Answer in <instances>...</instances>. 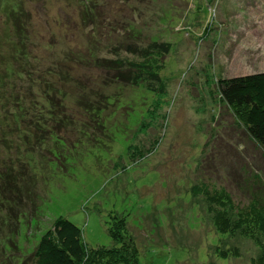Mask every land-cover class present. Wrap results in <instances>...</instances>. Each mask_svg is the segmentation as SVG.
I'll return each mask as SVG.
<instances>
[{"label":"rangeland","instance_id":"1","mask_svg":"<svg viewBox=\"0 0 264 264\" xmlns=\"http://www.w3.org/2000/svg\"><path fill=\"white\" fill-rule=\"evenodd\" d=\"M95 1L107 14L93 33L77 15L65 13L74 12L66 2L32 6L41 41L29 60L14 62L18 54L10 46L1 51L0 69H54L67 51L79 48L111 57L113 47L135 36L172 44L161 71L167 94L159 97L145 84L100 88L102 72L79 66L71 71L64 61L57 73L72 72V83L93 86L109 104L98 113L99 122L78 108L70 120L55 122L46 106L59 113L62 94L49 95L54 106H48L37 82L17 79L28 112L14 104L15 79L0 82L11 83L0 88V103L3 93L11 100L9 114L25 110L22 119L13 125L3 120L9 127L0 128V264H22L60 216L81 227L87 248L101 258L123 250L136 253L142 264H264L262 234L243 230L241 218L253 196L264 201V152L245 132L244 111L229 108L219 90L223 78L264 72V0ZM113 20L116 25H108ZM119 28L125 34L117 35ZM65 90L76 107L77 89ZM5 109L0 105L2 117L8 116ZM202 184L216 190L213 199L231 197L237 215L228 207V218L244 221L243 229L217 231L215 200L185 194ZM122 221L126 247L115 241Z\"/></svg>","mask_w":264,"mask_h":264},{"label":"trees","instance_id":"2","mask_svg":"<svg viewBox=\"0 0 264 264\" xmlns=\"http://www.w3.org/2000/svg\"><path fill=\"white\" fill-rule=\"evenodd\" d=\"M45 1L48 2L49 0H0V53L1 51H6L9 46L12 47L18 54L12 56L15 59L13 61L16 63L24 58L29 60L33 56L32 50L37 48V44L41 40H39V36H35L37 23L40 20L34 16L35 9L32 10L31 8L32 6L36 8L37 5L44 4ZM54 1L66 2L71 8L73 7L74 12L71 10L65 13L77 15L81 23L86 25L91 33H93L96 27L99 28L96 29L99 32L100 28L105 24L98 21V18L106 16L107 13L98 11L100 7L95 0ZM70 7L67 9H70ZM113 23L114 20L108 22V25H116ZM122 32L125 34L124 30L117 29V35ZM17 48L18 50H16ZM171 49L172 44L169 42L159 40L138 41L137 37L131 36L128 41L125 42L124 40L118 46L111 49V57L99 56L96 51H92L93 48H88L86 53H82L80 52L82 49L79 48L78 51H67V57L64 55L63 62H60L59 65L56 63L57 65L55 64L56 67L54 69H50L49 66L45 65L44 71H32L31 67L27 69V67L17 66L14 68L11 64H6V68L0 69V82L7 77L15 79L11 87H17L19 93H16L14 104L19 106L22 103L25 109V102L22 101L24 96L17 82V79L22 80L23 76H26L29 82H37L39 89L46 90L44 94L47 96L45 98L48 106L49 104L54 106V100L51 98L48 100L49 95L50 97H60L62 94V98H64L63 103L59 106V113H55L51 107L50 109L49 107L47 108L44 103L46 115L50 121H58L59 119L56 117L63 118L62 121L64 122L68 121L73 113L76 114L72 110L78 108L80 113H86L92 116V118H96L95 121L98 120L99 122L98 113L108 107L109 98L107 99V96L104 94L96 92L93 86L86 87L83 85V81L78 80L75 84L72 83V72L61 70L57 73L55 70L64 64L65 61L66 64L70 63L71 71L74 66H79L102 72L104 74V83L99 86L100 88L109 87L114 84L123 86L145 84L150 91L159 94V97H161L167 94L165 81L161 77V71L165 68L163 59L169 55ZM71 59L75 60L69 61ZM9 67H12V70H9ZM60 73L67 78H64L63 81L57 79L56 76H59ZM61 82H63L64 89L61 88ZM10 84V82L7 85L3 84L0 88L9 86ZM67 85L77 89L72 95V100L74 102L76 100L75 104L77 105L74 108H71L68 104L70 94L65 90ZM28 88L33 90L34 85H29ZM22 89H25V86ZM219 90L229 108L232 107L237 111L240 110L239 112L244 111L245 132L264 152V72L223 78L219 82ZM25 94L26 92L24 91ZM2 96L5 102L0 103L1 108L6 107L5 110L8 111L11 100L4 98L5 93ZM1 100L2 97H0V102ZM38 105L39 103L35 107H32L33 112ZM30 110L28 109L27 111L30 112ZM24 111L23 109L20 110L18 115H21ZM18 115L15 116L14 113L9 114V111L8 116L2 117L0 115V128L7 127V125H4L6 121L4 122L3 120H8L10 124H7L13 125L16 120L22 119ZM69 122L72 123V121ZM40 130L45 132L44 127ZM5 140L6 136L4 137ZM145 155H148V150ZM140 156L143 155L141 154ZM139 159L142 160V157H139ZM209 187L207 184H202L200 188L194 187L191 192L185 194L194 198L202 197L205 200L208 198L212 200L213 198L210 195L215 189L211 190V187ZM11 192L13 193V190ZM217 196L219 198L213 199V201L215 200L213 203L217 205V208H230V211L227 209H222L221 211L214 208L213 212L216 215L214 225L217 231L221 233H235V231L243 229L244 221L235 224L232 219L228 218L231 215L229 212L237 215V205H233L231 197L226 193ZM262 199L263 197L253 196L254 201L250 203V206L245 207L244 211L241 210L243 212L241 218L246 220V227L243 230H247L249 233L257 230V234L259 231L262 234L260 237L264 239V205L261 204L264 201L262 202ZM126 228V223L122 221L121 225L117 226V240H115L119 244L122 243L124 247L127 245L125 243ZM133 252L135 253L136 250L134 249ZM126 253L127 251L124 252L123 250L115 251L116 256L112 259L107 258L108 253H105L102 258L95 255L87 248L83 240L81 227L70 219L60 216L54 221L53 228L42 236L34 250L26 257L22 264H101L100 259L104 264H142L140 256L138 257L136 253L133 256Z\"/></svg>","mask_w":264,"mask_h":264}]
</instances>
